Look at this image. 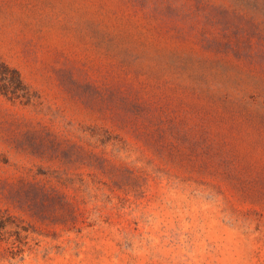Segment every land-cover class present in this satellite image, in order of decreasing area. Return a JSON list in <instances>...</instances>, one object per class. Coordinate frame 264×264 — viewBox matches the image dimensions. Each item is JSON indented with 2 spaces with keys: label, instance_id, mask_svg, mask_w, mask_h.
<instances>
[{
  "label": "rangeland",
  "instance_id": "rangeland-1",
  "mask_svg": "<svg viewBox=\"0 0 264 264\" xmlns=\"http://www.w3.org/2000/svg\"><path fill=\"white\" fill-rule=\"evenodd\" d=\"M200 29L188 0H0V60L33 96L0 94V208L27 230L0 264H264V109ZM21 183L82 222L15 209Z\"/></svg>",
  "mask_w": 264,
  "mask_h": 264
},
{
  "label": "trees",
  "instance_id": "trees-1",
  "mask_svg": "<svg viewBox=\"0 0 264 264\" xmlns=\"http://www.w3.org/2000/svg\"><path fill=\"white\" fill-rule=\"evenodd\" d=\"M193 3L194 14L212 26V32L199 30L202 47L216 58H235L244 69L227 66L218 61L213 66L215 72L229 76L235 73L236 82L246 83L253 92V100L264 109V0H188ZM161 18L167 15L159 14ZM172 16V13L170 14ZM163 16V17H162ZM177 15L174 14L173 17ZM179 31V30H178ZM0 94L9 100H18L23 105L30 104L32 93L19 72L0 60ZM16 196H10L15 209L32 217H41L46 210L55 213L66 211L70 217L71 229L79 222L75 205L68 198L44 185L21 183L15 189ZM15 227L14 231H7ZM27 230L15 223V216L8 209L0 208V237L14 236V242L24 243L27 238L22 232ZM1 239V238H0ZM14 242H12L14 244Z\"/></svg>",
  "mask_w": 264,
  "mask_h": 264
}]
</instances>
